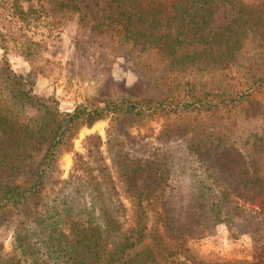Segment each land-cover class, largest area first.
Here are the masks:
<instances>
[{
  "label": "trees",
  "instance_id": "trees-1",
  "mask_svg": "<svg viewBox=\"0 0 264 264\" xmlns=\"http://www.w3.org/2000/svg\"><path fill=\"white\" fill-rule=\"evenodd\" d=\"M80 2L53 1L57 8L75 12L90 27L88 9ZM103 2L115 10L100 24L117 28L118 34L124 31L122 44L137 47L140 42L151 43L167 52L168 66L179 67L191 59L187 67L206 73L236 61L230 47L254 24L248 9L239 7V14L221 30H204L206 11L211 12L217 3L230 8L233 0ZM169 22L174 31L139 29ZM191 40L215 46L222 43L225 49L217 55L209 46L176 54ZM236 73L227 83L220 81V87L198 91L192 80L164 76L163 72L164 92L159 98H92L68 111H60L52 96L28 95L52 125L47 130L33 126L26 138L14 134L0 119V211L18 209L29 202L36 205L46 186L60 185L42 210L34 208L26 214L27 220L13 227L11 256L4 264H113L146 235L147 248L121 263L264 264V125L254 130L242 128L241 134L248 130L242 137L211 121L228 118L236 108L246 117L264 115V102L257 98L264 94V71L260 75L248 69ZM19 76L33 82L29 73ZM200 115L210 120L183 121ZM152 119L162 120L157 139L163 137L167 145L155 147L144 158L126 151L123 138L132 128ZM97 121H106L103 136L96 131L88 133L81 140V152L72 151L79 130ZM39 149L42 154L23 171V179L17 183L2 180L3 174L9 177V173L1 168L13 170L16 159L21 170L24 161L35 159ZM63 152H72V160L66 178L59 179L58 158ZM188 169L194 172L202 201L197 214L179 219L173 215L165 187L170 175ZM147 210L152 214L148 229ZM215 223L223 224L232 237L248 235L252 243L249 259L207 260L191 251L197 235Z\"/></svg>",
  "mask_w": 264,
  "mask_h": 264
},
{
  "label": "rangeland",
  "instance_id": "rangeland-1",
  "mask_svg": "<svg viewBox=\"0 0 264 264\" xmlns=\"http://www.w3.org/2000/svg\"><path fill=\"white\" fill-rule=\"evenodd\" d=\"M54 0H0V119L9 125L14 134L28 138L33 126H42L47 130L52 121L43 113L42 108L30 102L28 95L52 96L58 102L60 111H68L77 103H86L92 98L98 99H134L139 97L159 98L163 95L162 74L175 79H189L198 91L213 89V85L220 87V81L230 80V76L237 75V71L248 69L255 75L264 71V0H233L232 7L217 3L206 11L204 30L219 31L239 14V7L248 9V16L254 23L248 26L243 35L230 48L236 59L219 70L206 73L187 65L192 61L186 60L181 66H168L167 52L161 47H153L151 43L140 42L130 46L125 42V32L118 34L117 28L102 25L104 17L115 9L104 5V0H81L80 6L88 15L90 27L79 20V16L72 11L59 9L54 6ZM200 23V19H197ZM95 23H99L94 25ZM149 28L142 26L141 32L150 30L174 31L171 23ZM116 29V30H115ZM146 32V31H145ZM209 38V37H208ZM207 38V39H208ZM181 45L176 54H190L201 49L211 47L214 54L223 51V44L208 45L194 43ZM215 59L214 61H216ZM222 60V59H220ZM227 58L224 59V63ZM219 61V60H217ZM176 67V68H175ZM186 67V68H184ZM178 69L179 72H175ZM30 74L33 82L20 78ZM264 102V94L258 95ZM228 118L216 122V127L226 125L234 132L240 133L242 128L259 129L264 125V115L246 117L244 112L236 108ZM209 121L202 115L189 116L183 121ZM234 121V122H233ZM162 120L152 119L143 126L134 127L123 138V146L129 153L144 158L155 148L165 147L167 144L157 139ZM176 121L175 123H177ZM233 122V123H232ZM106 121H97L90 128L82 127L73 139L72 151H80V143L84 135L96 131L103 136ZM41 128V127H40ZM169 145V144H168ZM42 149L24 161L18 169L14 160L13 170L1 168L9 173L3 174V181L15 183L23 179V171L32 167ZM33 160V161H32ZM72 152H63L58 158L60 168L59 179L67 176L71 165ZM21 171V172H20ZM193 171L173 173L168 177L165 194L176 218L193 216L200 210L202 194L198 187ZM15 174V175H14ZM46 186L41 192L36 205L27 203L16 209L0 211V263L11 256L10 241L12 230L18 223L29 217L26 215L34 208L38 211L58 192V186ZM148 229L152 214L147 210ZM132 221L124 225L127 229ZM196 236V235H195ZM190 245L193 253H198L209 260L219 257L225 260L249 259L252 243L248 235L240 234L232 237L225 226L215 223L210 228L199 233L197 239ZM149 235L141 243L125 250L120 261L113 264H123L121 261L133 259L135 254L147 248ZM132 264V263H128Z\"/></svg>",
  "mask_w": 264,
  "mask_h": 264
}]
</instances>
